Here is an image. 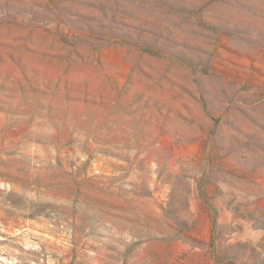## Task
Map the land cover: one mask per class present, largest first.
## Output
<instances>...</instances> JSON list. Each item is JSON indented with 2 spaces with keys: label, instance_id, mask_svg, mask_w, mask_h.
Masks as SVG:
<instances>
[{
  "label": "rangeland",
  "instance_id": "obj_1",
  "mask_svg": "<svg viewBox=\"0 0 264 264\" xmlns=\"http://www.w3.org/2000/svg\"><path fill=\"white\" fill-rule=\"evenodd\" d=\"M15 186L0 264H264V0H0Z\"/></svg>",
  "mask_w": 264,
  "mask_h": 264
},
{
  "label": "bare ground",
  "instance_id": "obj_2",
  "mask_svg": "<svg viewBox=\"0 0 264 264\" xmlns=\"http://www.w3.org/2000/svg\"><path fill=\"white\" fill-rule=\"evenodd\" d=\"M23 167V166H22ZM3 169V168H2ZM4 171H6V168H4L3 169ZM95 170V169H94ZM96 170H99V168L98 167H96ZM3 171V173H5ZM101 171V170H100ZM97 174H100L99 172H97ZM13 179V178H12ZM19 183H20V181H19ZM12 188V187H11ZM0 194L2 195V198L4 199H6L7 197L8 198H10V199H12V200H15V199H20L21 197H22V195H23V193H22V191H21V189L19 188V187H17V186H15L12 190H7V192L5 191V192H1L0 191ZM39 195V194H38ZM43 197V196H42ZM4 199V200H5ZM39 199V198H38ZM42 199V198H41ZM1 200V199H0ZM3 200V201H4ZM47 201H48V203L49 204H51V202H50V199H47ZM51 201H53V200H51ZM82 211H83V209H82ZM84 214V213H83ZM87 216V215H86ZM91 217V216H90ZM45 240V238L43 239V241ZM46 244L47 243H50V242H52V240L50 241V239H46L45 241H44ZM47 250V248L45 249V251Z\"/></svg>",
  "mask_w": 264,
  "mask_h": 264
}]
</instances>
